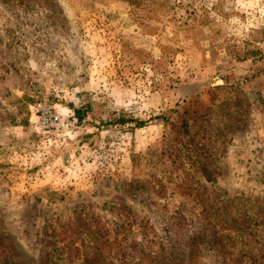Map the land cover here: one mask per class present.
Returning <instances> with one entry per match:
<instances>
[{
  "label": "rangeland",
  "instance_id": "obj_1",
  "mask_svg": "<svg viewBox=\"0 0 264 264\" xmlns=\"http://www.w3.org/2000/svg\"><path fill=\"white\" fill-rule=\"evenodd\" d=\"M256 49L264 0H0V264H264Z\"/></svg>",
  "mask_w": 264,
  "mask_h": 264
},
{
  "label": "built area",
  "instance_id": "obj_2",
  "mask_svg": "<svg viewBox=\"0 0 264 264\" xmlns=\"http://www.w3.org/2000/svg\"><path fill=\"white\" fill-rule=\"evenodd\" d=\"M37 117V128L45 133L58 129L63 121L55 106L46 101H37L33 105Z\"/></svg>",
  "mask_w": 264,
  "mask_h": 264
},
{
  "label": "trees",
  "instance_id": "obj_3",
  "mask_svg": "<svg viewBox=\"0 0 264 264\" xmlns=\"http://www.w3.org/2000/svg\"><path fill=\"white\" fill-rule=\"evenodd\" d=\"M252 54L253 55V60L256 61L258 59H264V52L261 50V49H256ZM75 113H76V117L79 121H81L83 119V116H84V110L83 109H76L75 110ZM116 123L118 124H125L127 122H132V121H129V120H125L123 115L117 119L115 121ZM136 123V126L138 127H141L143 125V122L142 121H134Z\"/></svg>",
  "mask_w": 264,
  "mask_h": 264
}]
</instances>
